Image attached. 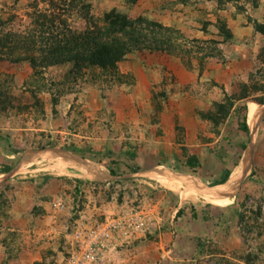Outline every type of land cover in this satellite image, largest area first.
<instances>
[{
	"label": "rangeland",
	"instance_id": "1",
	"mask_svg": "<svg viewBox=\"0 0 264 264\" xmlns=\"http://www.w3.org/2000/svg\"><path fill=\"white\" fill-rule=\"evenodd\" d=\"M35 1L0 0V32L28 25ZM38 1V10H46ZM87 1L100 22L113 8L133 19L146 18L144 41L120 64L114 79L94 70L67 80L65 66L34 77L27 62L0 60V87L13 99L12 108L0 113V133L17 150L0 165L5 175L15 174L0 191V264H70L67 235L75 221L83 218L92 225L125 210L140 211L144 226L135 237L116 235L100 264H264V106L255 102L264 92L254 88L264 85V37L254 28L256 21L264 22V0L256 8L255 0L227 1L219 14L234 36L226 41L215 26L213 0ZM81 16L74 11L69 24L84 29ZM149 22L163 26L159 40L165 41L158 44L164 50L149 40L152 30L159 31ZM204 22H209L206 31ZM243 86L248 98L235 102L215 134L198 113L225 94H241ZM245 102L248 111L242 109ZM245 116L249 134L239 127ZM168 128L172 139L166 138ZM168 141L181 151L180 161L186 162V149L188 156L211 151L216 162L209 166L199 157L195 170L175 167L178 162L164 153ZM72 155L91 160L94 169ZM223 162L231 177L225 186L214 187L228 191L222 193L229 197L226 204L183 199L153 178L178 175L207 193ZM21 200H30L28 212L26 207L21 211ZM55 200L65 204L63 212L54 210ZM16 208L26 221L10 230L5 214L17 213Z\"/></svg>",
	"mask_w": 264,
	"mask_h": 264
},
{
	"label": "trees",
	"instance_id": "2",
	"mask_svg": "<svg viewBox=\"0 0 264 264\" xmlns=\"http://www.w3.org/2000/svg\"><path fill=\"white\" fill-rule=\"evenodd\" d=\"M19 1V0H16ZM47 7L46 10H38L41 5L36 0L32 5L33 12L30 14V23L24 28L17 30H7L0 32V60H6L10 63L27 62L32 69L34 77L44 75L45 69L56 66H65L68 69L67 80L77 81L85 76L88 71L98 70L106 77L113 78L120 74V64L143 44L142 27L147 19L139 16L136 19L118 8L108 11L102 22L96 20L91 15V4L87 0H41ZM130 5H134L137 0H124ZM217 3L218 15L215 26L218 34L224 41L233 38V32L226 18L220 11L224 9L228 0H213ZM253 6L258 7V0L253 2ZM78 8V9H77ZM77 9V10H76ZM243 12V8H240ZM79 12L86 21L84 29H76L69 24V17L73 12ZM158 27L156 34L151 31L149 40L156 43V49L164 50V46L158 43H164V39L159 40L163 26L157 22H149L147 26ZM209 22H204V31H206ZM255 31L264 37V22L256 21L254 23ZM154 31V32H153ZM148 39V36L145 37ZM161 39V38H160ZM168 50V49H166ZM264 56V47L261 51ZM256 90L264 92L263 86H254ZM243 86L241 94H225L221 102H213L207 111H200L199 117L203 121H209L212 124V130L219 134V127L223 125L231 115L236 101H242L248 98ZM35 100L40 105V100ZM13 99L9 96L6 89L0 87V113L7 112L12 108ZM58 103V99L54 100ZM261 106H264V96L255 100ZM41 106V105H40ZM161 108V107H160ZM242 109L248 111L247 102L242 105ZM162 111V110H161ZM264 116V115H263ZM264 121V117H263ZM240 129L249 134L250 128L245 116L240 124ZM8 136H0V147H11V151L17 153L11 142H6ZM183 149V154L187 158L185 165L192 170L200 165V159L196 155H187ZM211 152V151H210ZM225 157H222L224 161ZM127 160H124L123 167L127 166ZM224 163V162H223ZM224 170L219 178L215 179L211 186L224 185L228 182L232 170L228 163H224ZM133 171V170H132ZM112 174L115 172L112 171ZM253 174V173H252ZM183 214V208L177 212L179 217ZM192 216L196 218L197 211L192 208Z\"/></svg>",
	"mask_w": 264,
	"mask_h": 264
},
{
	"label": "built area",
	"instance_id": "3",
	"mask_svg": "<svg viewBox=\"0 0 264 264\" xmlns=\"http://www.w3.org/2000/svg\"><path fill=\"white\" fill-rule=\"evenodd\" d=\"M52 207L56 212L65 210V204L61 200H55ZM143 217L140 211L125 210L117 215H108L92 225L83 218L75 221L67 235L70 264H100L115 236L123 239L135 237L136 232L144 226Z\"/></svg>",
	"mask_w": 264,
	"mask_h": 264
},
{
	"label": "crops",
	"instance_id": "4",
	"mask_svg": "<svg viewBox=\"0 0 264 264\" xmlns=\"http://www.w3.org/2000/svg\"><path fill=\"white\" fill-rule=\"evenodd\" d=\"M240 102H238V104H239ZM260 117V116H259ZM259 122V121H258ZM249 128H250V126H249ZM258 130V129H257ZM1 131V130H0ZM250 131H251V128H250ZM166 132H167V137L166 138H168V139H172L173 138V132H172V130L170 129V128H168V130H166ZM251 134V133H250ZM1 135H3L2 133H0V136ZM251 136H252V134H251ZM162 141H164V139L162 140ZM167 141V140H166ZM7 142V141H6ZM168 142H172V141H168ZM173 143H171V145L169 146V147H172V148H170L171 150H169L168 148V145L167 144H165V146H166V148H165V150H164V153H165V156L167 157V156H169V158H170V156H171V158H174V161L175 162H178V163H175V164H177V166L175 165V167H184V169L185 168H188L186 165H185V162H183V161H180V156H181V151L180 152H178V151H176V149L174 148V145H172ZM208 144H201V145H198V147L200 146V148L201 147H209V145L207 146ZM175 149V150H174ZM205 149H209V148H205ZM32 151H35V150H29V152H32ZM33 153V152H32ZM16 153L15 152H13V151H11V150H9V148H8V150L6 149V147H0V165L3 163V162H5V161H10L11 159H13V157H14V155H15ZM192 155H196L198 158L199 157H203V158H200V159H202L203 161H205V162H208L209 163V166H211L210 164L211 163H214L215 164V162H216V156H215V154H213V153H211V152H207L205 155H199L198 153H195V154H193L192 153ZM164 156V157H165ZM205 156V157H204ZM72 157L74 158V159H76V160H78V161H80L82 164H83V166H89V167H91L92 169H94V166H92L91 164V162H89V161H91V160H89V159H84V158H82V157H78V156H74V155H72ZM9 159V160H8ZM24 161L23 162H26L25 161V159H23ZM94 164V163H93ZM204 164V163H203ZM121 166H123L122 164H121ZM174 167V168H175ZM205 167V166H204ZM220 167V166H219ZM224 165L222 164V166H221V169H220V171H219V173L220 172H222L223 170H224ZM0 169H1V166H0ZM192 170V169H191ZM102 174H104L103 172H102ZM15 174H12V175H9V176H7V175H5V173H3L1 170H0V191H2L3 189H4V185L7 183V182H9V179L11 178V177H13ZM115 177H120V176H115ZM220 186V185H219ZM25 189H27V188H25ZM170 196H172V193H168L167 192V197H170ZM29 201L30 200H21V202H20V205H21V207H22V212H24L25 210H23V208L24 207H26L27 208V211L26 212H28V205H29ZM39 201V200H38ZM43 206H45V205H43ZM17 210H18V208H16ZM45 211H46V214H47V212H48V208H46V206H45ZM16 210V212L17 213H11V211L9 212L10 214H9V216L8 215H6L5 214V217H6V219H5V222H7V225H8V227H10L9 229L10 230H12V228L16 225V226H19V225H17V223L20 221L21 223H25L24 221H26L25 219H23L22 217H18L17 216V214H19V210L17 211ZM20 211V212H21ZM55 211L53 210V208H52V213H54ZM20 215H23V214H20ZM54 214H52V217H51V221H53V218L55 217V216H53ZM41 219H43V217H40ZM0 220H2L1 219V217H0ZM40 220V219H39ZM42 221V220H41ZM26 226H27V224H26ZM50 229H51V227H50ZM23 230V229H22ZM48 230V229H47ZM47 230H45V231H47ZM66 233V232H65ZM171 249H169V251H170ZM171 252V251H170Z\"/></svg>",
	"mask_w": 264,
	"mask_h": 264
},
{
	"label": "bare ground",
	"instance_id": "5",
	"mask_svg": "<svg viewBox=\"0 0 264 264\" xmlns=\"http://www.w3.org/2000/svg\"><path fill=\"white\" fill-rule=\"evenodd\" d=\"M238 170V169H237ZM237 170L235 172H237ZM237 175V174H236ZM153 178L156 181L160 182L166 188L178 191L183 199L202 197L206 201L212 204H226L229 200V197L223 195L222 193H227L225 190H218V188H212L211 191L205 193V191L200 188L198 183L192 179H181L178 175H171L167 173H158L153 175ZM229 182V181H228ZM228 182L226 184H228ZM233 183V182H232ZM224 184L223 186H225ZM220 188V187H219ZM225 188V187H224ZM229 189V188H228ZM230 194H228L229 196Z\"/></svg>",
	"mask_w": 264,
	"mask_h": 264
},
{
	"label": "water",
	"instance_id": "6",
	"mask_svg": "<svg viewBox=\"0 0 264 264\" xmlns=\"http://www.w3.org/2000/svg\"><path fill=\"white\" fill-rule=\"evenodd\" d=\"M253 135V134H252ZM253 138H254V136H251V141H253ZM251 156H252V149H251V146H250V148H249V153H248V156H247V165H249L250 166V168H251V164H252V160H251ZM248 167V166H247ZM244 176V175H243ZM231 177V176H230ZM243 178V177H242ZM229 181V180H228ZM226 184V183H225ZM213 188H215V187H213ZM239 188V184L237 185V187L233 190V192L235 191V190H237ZM206 189L207 190H209V191H211L210 189V187L209 186H206Z\"/></svg>",
	"mask_w": 264,
	"mask_h": 264
}]
</instances>
